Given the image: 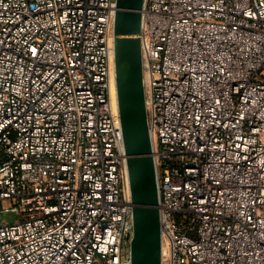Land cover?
Returning <instances> with one entry per match:
<instances>
[{
    "label": "built area",
    "instance_id": "1",
    "mask_svg": "<svg viewBox=\"0 0 264 264\" xmlns=\"http://www.w3.org/2000/svg\"><path fill=\"white\" fill-rule=\"evenodd\" d=\"M116 12L0 0V264H132ZM141 14L162 264H264V0Z\"/></svg>",
    "mask_w": 264,
    "mask_h": 264
},
{
    "label": "water",
    "instance_id": "2",
    "mask_svg": "<svg viewBox=\"0 0 264 264\" xmlns=\"http://www.w3.org/2000/svg\"><path fill=\"white\" fill-rule=\"evenodd\" d=\"M145 0H117L115 85L133 210L132 264H162L155 160L143 86L141 34Z\"/></svg>",
    "mask_w": 264,
    "mask_h": 264
},
{
    "label": "rangeland",
    "instance_id": "3",
    "mask_svg": "<svg viewBox=\"0 0 264 264\" xmlns=\"http://www.w3.org/2000/svg\"><path fill=\"white\" fill-rule=\"evenodd\" d=\"M112 101L113 100V95H112ZM114 104V102H113ZM19 219L18 214L14 212H4L0 211V222H5V223H15Z\"/></svg>",
    "mask_w": 264,
    "mask_h": 264
},
{
    "label": "bare ground",
    "instance_id": "4",
    "mask_svg": "<svg viewBox=\"0 0 264 264\" xmlns=\"http://www.w3.org/2000/svg\"><path fill=\"white\" fill-rule=\"evenodd\" d=\"M112 95H113V100L112 101V105H113V109L115 111V114L118 116V105H117V96H116V85L115 83L113 82V86H112ZM112 95H111V98H112ZM114 102V104H113Z\"/></svg>",
    "mask_w": 264,
    "mask_h": 264
}]
</instances>
